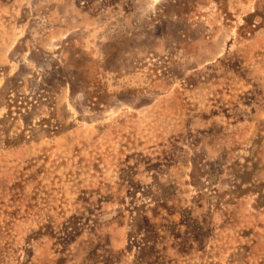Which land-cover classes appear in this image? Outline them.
I'll list each match as a JSON object with an SVG mask.
<instances>
[{
	"label": "rangeland",
	"instance_id": "rangeland-1",
	"mask_svg": "<svg viewBox=\"0 0 264 264\" xmlns=\"http://www.w3.org/2000/svg\"><path fill=\"white\" fill-rule=\"evenodd\" d=\"M0 264H264V0H0Z\"/></svg>",
	"mask_w": 264,
	"mask_h": 264
}]
</instances>
